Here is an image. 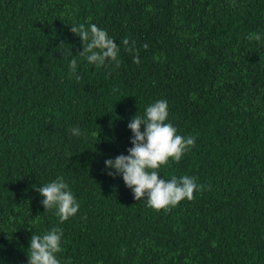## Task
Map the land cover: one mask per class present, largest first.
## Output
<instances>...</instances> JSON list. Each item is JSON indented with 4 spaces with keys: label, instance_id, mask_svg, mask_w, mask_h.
Instances as JSON below:
<instances>
[{
    "label": "trees",
    "instance_id": "1",
    "mask_svg": "<svg viewBox=\"0 0 264 264\" xmlns=\"http://www.w3.org/2000/svg\"><path fill=\"white\" fill-rule=\"evenodd\" d=\"M90 22L119 63L78 55ZM158 99L195 142L157 171L202 186L159 210L104 164ZM57 177L80 204L63 222L37 191ZM52 227L61 264H264V0H0V264Z\"/></svg>",
    "mask_w": 264,
    "mask_h": 264
},
{
    "label": "clouds",
    "instance_id": "2",
    "mask_svg": "<svg viewBox=\"0 0 264 264\" xmlns=\"http://www.w3.org/2000/svg\"><path fill=\"white\" fill-rule=\"evenodd\" d=\"M71 30L78 32L84 45L78 55L88 63L102 65L106 59L119 63V46L106 29L90 22L87 27L81 24L79 28ZM248 38L260 41L262 34L254 32ZM122 43L127 45L129 41L125 38ZM76 64L75 58L70 60L73 72ZM168 115V102L165 99L147 105L142 115L136 114L128 122L133 135L127 154L121 153L104 161L108 174L122 176L134 199L140 201L146 197L143 200L147 205L157 210L175 206L185 198L193 199L194 191L202 187L189 175L165 179L157 171L169 158L179 161L195 142L194 137L179 134L168 121ZM70 131L75 136L83 134L79 127H73ZM91 135L95 136L96 133L92 132ZM37 191L42 196L40 203L46 210L54 208L61 222L77 214L80 208L77 198L62 177L40 184ZM63 235V230L58 227H52L42 234L33 233L27 248V264H61L57 254L62 251Z\"/></svg>",
    "mask_w": 264,
    "mask_h": 264
}]
</instances>
